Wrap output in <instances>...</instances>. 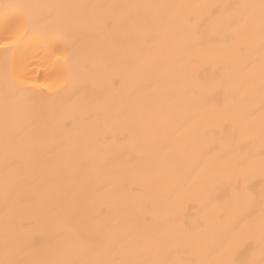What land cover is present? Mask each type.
Segmentation results:
<instances>
[{
  "label": "snow or ice",
  "instance_id": "obj_1",
  "mask_svg": "<svg viewBox=\"0 0 264 264\" xmlns=\"http://www.w3.org/2000/svg\"><path fill=\"white\" fill-rule=\"evenodd\" d=\"M0 264H264V0H0Z\"/></svg>",
  "mask_w": 264,
  "mask_h": 264
},
{
  "label": "bare ground",
  "instance_id": "obj_2",
  "mask_svg": "<svg viewBox=\"0 0 264 264\" xmlns=\"http://www.w3.org/2000/svg\"><path fill=\"white\" fill-rule=\"evenodd\" d=\"M32 2H57V3H78V2L172 3V2H187V0H32ZM233 2H244V0H233ZM42 55H44V53L40 52V50L37 49L36 53H35V55L33 57V59H34V67L38 66L40 64L39 56H42ZM37 71H38V69H37ZM27 80H28L27 86L33 87L35 85H40V84L45 83V75L44 74L34 75L32 69H29ZM37 90H40V89H37ZM193 211H195V210H193Z\"/></svg>",
  "mask_w": 264,
  "mask_h": 264
}]
</instances>
